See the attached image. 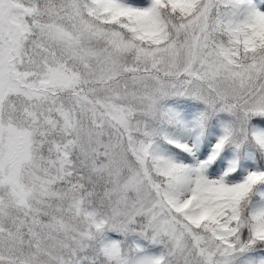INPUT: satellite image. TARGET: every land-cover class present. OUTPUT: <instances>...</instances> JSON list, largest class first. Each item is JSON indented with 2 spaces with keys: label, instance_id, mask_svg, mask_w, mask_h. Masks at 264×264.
<instances>
[{
  "label": "snow or ice",
  "instance_id": "snow-or-ice-1",
  "mask_svg": "<svg viewBox=\"0 0 264 264\" xmlns=\"http://www.w3.org/2000/svg\"><path fill=\"white\" fill-rule=\"evenodd\" d=\"M0 264H264V0H0Z\"/></svg>",
  "mask_w": 264,
  "mask_h": 264
}]
</instances>
